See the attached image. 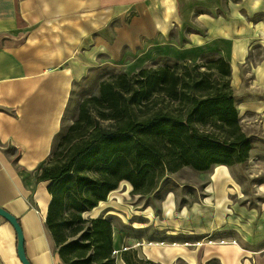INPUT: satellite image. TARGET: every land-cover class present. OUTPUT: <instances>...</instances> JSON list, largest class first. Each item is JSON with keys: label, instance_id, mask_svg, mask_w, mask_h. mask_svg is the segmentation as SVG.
<instances>
[{"label": "crops", "instance_id": "obj_1", "mask_svg": "<svg viewBox=\"0 0 264 264\" xmlns=\"http://www.w3.org/2000/svg\"><path fill=\"white\" fill-rule=\"evenodd\" d=\"M204 54L228 63L239 115L264 124V0H0V207L18 220L32 264H65L40 176L75 84L105 62L135 71L156 57ZM237 188L228 165L213 166L203 201L176 212L167 197L160 222L145 212L149 225L187 241L131 247L157 264H264V205L239 202ZM115 189L82 215L100 216ZM125 237L112 227L114 254ZM16 242L0 216V264H22Z\"/></svg>", "mask_w": 264, "mask_h": 264}, {"label": "trees", "instance_id": "obj_2", "mask_svg": "<svg viewBox=\"0 0 264 264\" xmlns=\"http://www.w3.org/2000/svg\"><path fill=\"white\" fill-rule=\"evenodd\" d=\"M213 57L207 68L226 80L196 77L188 67L197 65L187 63L179 74L176 61L173 69H141L123 83L102 85L89 100L92 112L83 106L57 134L40 178L48 181L45 223L63 263L115 264L110 220L82 213L105 200L120 181L145 194L183 166L203 171L243 161L249 142L239 131L229 65ZM153 93L167 98H149ZM207 125L227 128V138L202 130ZM135 254L124 250L121 257L133 264Z\"/></svg>", "mask_w": 264, "mask_h": 264}, {"label": "rangeland", "instance_id": "obj_3", "mask_svg": "<svg viewBox=\"0 0 264 264\" xmlns=\"http://www.w3.org/2000/svg\"><path fill=\"white\" fill-rule=\"evenodd\" d=\"M210 55L200 56L195 61H178L170 57H156L153 61L146 63L135 71H131V67H125L123 64L105 62L104 65L92 70L73 87L61 131H64L72 124L83 106H86L92 112L93 107L89 100L98 96L102 85L109 82L123 83L125 80L132 79L133 75L141 69L148 71L163 67L173 69V62L176 61L179 74L189 68V71L192 74H196V77L204 74L213 83L226 80V77H222L217 69L207 68L209 63H213L216 60L213 57L215 55ZM183 63L197 66L195 68H186ZM149 98L167 97L159 93H153ZM234 103H236V98H234ZM171 107H176V104H171ZM237 117L239 131L248 140L249 149L242 162L234 161L228 166L238 184V201L247 206H261L264 205V124L256 117L243 119L239 113H237ZM202 130L213 133L221 141L227 138L225 135L227 128L223 126L213 127L207 125L203 126ZM212 168L213 166L208 170L199 171L190 166H183L175 172L167 173L159 180L153 190L145 194L133 193L131 186L126 182L118 184L116 189L109 194V203L106 208H103L100 215L109 219L112 227L119 229L126 236L123 249L120 248L115 254L113 253L115 264H122L119 256L124 250L128 252L135 251L136 254L130 256L133 264H157L146 259L135 247H131L132 243L187 241L188 237L180 234L172 235L167 230H161L158 224L149 225V222L144 217L146 215L145 212L151 208L156 220L160 222L165 215L163 209L166 207L167 197L176 212L180 208L194 202L203 201L210 190ZM208 239L211 238L208 237ZM178 264L183 263L179 262Z\"/></svg>", "mask_w": 264, "mask_h": 264}, {"label": "water", "instance_id": "obj_4", "mask_svg": "<svg viewBox=\"0 0 264 264\" xmlns=\"http://www.w3.org/2000/svg\"><path fill=\"white\" fill-rule=\"evenodd\" d=\"M0 216L4 218L6 221H8L15 230L16 238H17L16 253H17L19 260L21 261L22 264H32L28 260L25 254L23 233H22L18 220L13 215L8 213L5 209H3L2 207H0Z\"/></svg>", "mask_w": 264, "mask_h": 264}, {"label": "clouds", "instance_id": "obj_5", "mask_svg": "<svg viewBox=\"0 0 264 264\" xmlns=\"http://www.w3.org/2000/svg\"><path fill=\"white\" fill-rule=\"evenodd\" d=\"M257 3H259V0H257Z\"/></svg>", "mask_w": 264, "mask_h": 264}]
</instances>
